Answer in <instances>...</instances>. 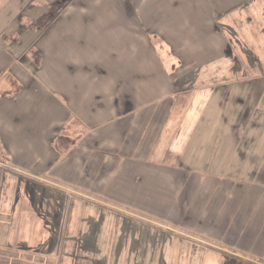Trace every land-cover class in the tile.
<instances>
[{"label":"rangeland","instance_id":"rangeland-1","mask_svg":"<svg viewBox=\"0 0 264 264\" xmlns=\"http://www.w3.org/2000/svg\"><path fill=\"white\" fill-rule=\"evenodd\" d=\"M217 1L213 0L215 6ZM89 2L49 0L47 5L46 0H0L3 8L12 3L0 15V39L8 30L10 37L4 40L10 45L20 41L23 47L17 53L20 62L42 68L49 76L46 79L41 74L40 81H34L0 46V232L12 230L16 222L15 238L20 227L22 240L31 237L24 233L33 234L32 242L38 239L39 250L59 248L73 255L79 249V258L96 256L98 264H264V189L244 177L239 184L225 172L236 167L233 155L222 161L220 168L225 171L185 165L190 170L162 167L160 174H154L152 168L160 167L165 157L186 153L199 128L205 139L202 122L213 121L223 112L211 99L209 80L206 88L183 96L176 109L171 99L169 67L180 64L184 69L185 64L177 62L179 56L169 46L175 41L173 36L183 44L202 41L200 33L192 31L195 27H190L194 23L165 20L168 12L158 10L159 0H97V7ZM30 3L46 7L45 11L50 7L51 20L58 23V16H64L58 40L52 41L54 34L41 44L46 58L43 66L35 41L31 43L33 59L21 58L29 52L30 47L24 46L34 38L33 23L47 27L46 17L41 15L30 24L22 16L21 24H30L31 36L25 39L10 29ZM230 3L233 8V0ZM173 4L174 0L163 1L160 8ZM194 4V0L181 1L177 14ZM263 9L264 4L256 0L253 12L262 14ZM135 11L144 18L145 29L157 30L163 37L150 44L154 37L145 32ZM237 12L238 20L228 17L223 32L210 41L232 42L241 91L251 83L258 94L255 104L260 105L264 103L260 91L264 62L258 63L253 51L241 47V9ZM127 15L132 18L126 21ZM74 16L79 23L73 22ZM169 26L180 27L173 32ZM134 30L145 33L147 45L155 49L150 55L156 59L132 54L129 49L137 43L128 49L114 41L134 37ZM141 62L153 70L145 75L144 85L131 89L129 70L140 73ZM156 66L168 69L161 72ZM235 66L219 61L210 67L204 64L209 70L202 72L213 77L215 86ZM197 74L195 69L192 77ZM259 108L264 115V108ZM131 110L140 113L132 117L127 113ZM214 126H207L208 132ZM254 128L264 139V125ZM199 149L189 152L188 158L203 157ZM257 150L264 152V146L252 151ZM213 152L215 158H223L221 143L215 144Z\"/></svg>","mask_w":264,"mask_h":264},{"label":"trees","instance_id":"trees-1","mask_svg":"<svg viewBox=\"0 0 264 264\" xmlns=\"http://www.w3.org/2000/svg\"><path fill=\"white\" fill-rule=\"evenodd\" d=\"M46 1L48 5L49 0H46ZM96 1L97 0H91L89 4H91L92 6L94 5V7H97ZM160 5L162 4L159 3L158 10L161 9ZM46 9H47L46 7L41 6L39 4L34 5V3H30L27 7H25L24 9L20 11L19 16H17V18L15 17L16 19L14 20V23L10 27V29L15 28V31H16L15 33L18 34L19 37L25 39L26 37L31 36V33H28V29L30 28H28L27 26H29L32 22H34L41 15L46 17V22H47L46 25H48L47 27L45 26L44 28L38 27L37 25L39 24V22L37 23V21L33 23L34 30L32 31L34 32L35 35H34V38L30 40L28 45L24 46V47H30V48L28 49L29 52H26L22 56L21 58L22 61L26 59V56H30L29 57L30 60L33 59L31 43L35 41L36 43H38L39 51L41 53L40 62H42L41 66H43V62L46 60V58H45L44 51L40 48L41 44L45 42L46 39L50 38V35L53 37L54 34H57V35H55L54 40L52 41L56 42L59 38L58 33L63 32V29L59 26L60 25L59 23H61L62 19L64 20V16L63 15L58 16L60 20L58 23L55 21V19L51 20L54 14L52 10L50 9V7H49V10L45 11ZM153 11L150 14H152ZM22 16H25L27 17V19H30L29 25L23 26L21 24L20 21L22 19ZM135 17L140 20L141 26L143 27L145 32L148 35H151L154 37L152 39L153 41L152 40L150 41V44H153V42H156L155 38L158 37L159 39H161L163 37L162 35L158 34L157 30L151 31L149 29L148 31L147 29H145L146 22L142 21V19L144 18L141 17L140 14L137 13V11H135ZM125 18L127 21L131 19L132 17L131 15H127V17L125 16ZM168 18H169L168 20L173 21L176 17L173 15H170ZM73 19H74L73 22L79 23L77 16H74ZM79 19L83 20L84 17H80ZM114 19L116 20L117 18H114ZM48 21L50 24L48 23ZM158 22L159 21H157V23ZM65 28L66 27H64V29ZM10 32H14V30H11ZM131 33H133L132 35L134 37L131 36L130 39H125V37H119V40L121 41L117 39H115L114 41L117 44L120 42L121 45H127L128 49L132 47V44L135 45L137 43V46L135 45L136 48L132 50L129 49V51L132 54L134 55L143 54L144 55L143 59L145 58H148V59L155 58L156 59L155 55H150L152 53V50L155 52V49L152 46L151 48L149 45H147L148 44L147 40L145 36L143 35L145 33L141 30H134V31H131ZM7 35H9L10 37V34H8V30H7L5 37ZM37 35H39L40 37L37 38ZM5 37L0 39L4 42L3 44L1 41L2 45L0 44V46H2L3 49L8 50L7 52L8 57H11L13 61H18L22 69L25 70L27 74H30V76L32 77L34 81L41 79L40 78L41 74L44 75L43 78L49 79L47 72H45V70H43L42 68H36L32 66L31 64L27 65L26 62H20L19 54H17L19 53V50L23 48V47H20L21 46L20 41L10 45L11 43L4 40ZM173 38L175 41L174 43H171L169 47H172L171 51L175 54V57L177 55L179 56V59H177V62H180V63L183 62V64H185L184 69H181L182 66L180 64L179 66L177 64L176 67L174 65L172 67H169V71L170 70L172 71V75L170 79L167 73V80L169 81L170 88L172 90L171 99H173L174 108L183 96L185 97L186 95L196 93L197 90L199 91L203 88H206V83L209 80V86L211 87V96H213V98L211 97V99L212 101L214 99L215 102L218 103L217 107H221L223 112L222 114H219V116L217 115L218 118L214 119L213 121L210 118L208 119V121L202 122L201 126H203L206 130L205 139H203V134L201 135L199 133V130L201 129L199 128V130L195 132L194 134L195 137L193 138V140L190 141V143L188 144L189 147H187L186 153H184L181 156H177L176 158L173 157V159L165 157L159 166L173 169V170L175 168L182 170V169H186L187 167L185 165H187L191 168H200L204 171L213 170V169H217L218 171L221 169L222 171H225L223 168H220L221 163L227 157L226 155H233L235 157L234 159H236L237 169L236 167H233V169H228V171H225V172H230L231 173L230 177L233 176L235 181H237L239 184L243 183L244 178H245L247 181H257L260 184V188L264 189V152H260L259 150L252 151L254 148H259V147L261 148V146H264V139L261 138L262 133L260 132L256 133L257 130L254 128L255 125H258L260 127V124L263 127L264 115L260 113L259 106H255V105H259V104H255L258 94L255 93L256 89H254L253 86H250L252 84L251 83L248 84L249 86L247 87V90L245 92L242 93L241 91V87L243 85L242 86L240 85L241 80L239 82L237 80L238 79L237 76L238 75L240 76L241 73H239V71L237 70L239 63L237 62V60L233 59V55H235V52L233 51V47L224 48L222 58L220 56L214 57V58H206V57L199 58L201 56L200 53L202 54V56H205L204 54L209 55L210 49L204 46L187 45V44L179 43V39L176 40V37L174 36ZM189 57L191 58V60H189ZM210 59L215 60L216 62L211 63ZM142 61H146V60H142ZM151 61L154 62L153 60ZM219 61L226 63V65L229 63H234L236 64V66L234 70L227 71L228 72L227 76H226L227 73H225L226 77L224 78V81L222 83H218L215 86H213V84L211 83V79L213 77L210 74L203 73L202 69L209 70L208 68L211 65L214 66ZM141 64H140L141 65L140 73L139 72L134 73L132 72V70H129V73L132 74L131 75L132 81L130 83L128 82L129 88L131 89L137 90L138 86L144 85L145 83L144 81L147 80V77H145V75H147L150 71L153 70V67L151 65L146 66L144 68V65L142 62ZM191 64H194L196 66L193 67V65ZM204 64H208L209 67L204 68L203 67ZM157 68L160 69L161 72L167 71L168 69L166 66L157 67ZM195 69L198 74L195 77H192V73ZM110 75L111 73L108 74L107 76H110ZM205 75L207 76V78H203ZM227 77L229 80H225ZM230 78H233V79H230ZM133 79L135 81H138V84L136 82L133 83ZM196 81L201 82L200 85L199 84L197 85ZM38 86L43 87L44 85L39 84ZM199 87L201 89H198ZM263 90H264V83L260 91L263 92ZM127 113H130V116L132 115L133 117L134 115H138L140 111L131 110V112L129 111ZM175 113L176 111L174 110L171 111L170 113L171 119L175 117L174 115ZM211 113L210 114L212 116L216 117L215 113L213 112ZM212 124H215L216 126H214L215 128L213 127L211 131L209 130L208 132V129L206 127ZM208 138H210V140H208ZM217 143H221V147H222L221 156L223 155L222 156L223 158L221 157L215 158L216 154H214L213 152V147ZM200 144H202L203 146H201ZM197 147L202 148L198 150V154L200 155L203 154L204 156L198 158L197 161L196 159L195 160L193 159L195 155L191 156V159L188 158L190 156L189 152L192 153L193 150ZM245 147L249 149V153H247L246 150L245 152H243V149H245ZM233 150H235V152H233ZM207 154H209V156ZM261 157L263 158L262 160L260 159ZM259 162L263 164L262 167L258 166ZM186 170H190V169H186Z\"/></svg>","mask_w":264,"mask_h":264},{"label":"crops","instance_id":"crops-1","mask_svg":"<svg viewBox=\"0 0 264 264\" xmlns=\"http://www.w3.org/2000/svg\"><path fill=\"white\" fill-rule=\"evenodd\" d=\"M159 1H161V4H163V1L167 0ZM181 1L186 2L188 0H174V4L170 5V8L164 7L159 10L164 12L165 15L168 12V15L165 16V20H167L169 15H173L176 17L173 21L180 20V24H183V22L189 24L191 22L194 23L190 24V27H195L194 29H192V31L199 32L200 36L198 37V39L201 40V38H203V40L198 41V43H189L187 45L204 46L210 49L209 55L204 54L205 56H202V54L200 53L201 56L199 58H214L218 56L222 58L224 48H234V45L231 41L227 43L225 40H221L217 43H214L211 42L210 39L219 36L223 32L222 30H224L226 27L224 22H226V19L228 17L232 16L235 20H238L236 19V17L239 16V12H237V9H241V47L247 49L251 53L253 51L255 53V55H253L257 58L258 63L264 62V52L260 51V49H264V26L261 25L262 23L264 24V13L257 14L256 12H253V10H256V0H241V3L238 4L235 3L236 0H233V8L229 7V5L231 4V0H220V2L217 1L216 6L213 0H194L195 4L189 7L187 11H181L179 9V13L177 14L176 10L178 9ZM189 1L193 2V0ZM258 1H261V3L264 4V0ZM11 4H8L4 8L0 7V15L9 10ZM214 10H216V12ZM18 11L19 10H17V12L13 14V16L19 14ZM174 27L176 26H173V28L170 27L172 28L173 32L175 31ZM178 27L180 26H177L176 28ZM235 30L240 33V28L235 27ZM176 40H178L177 37ZM210 61L211 63L216 62L215 60L211 59ZM259 68H261L260 65ZM261 75L264 76V74ZM262 96L264 98L263 93ZM259 107L264 108V103L260 104ZM152 168L154 169V171H156L154 174H160V170L164 169L162 167L154 166ZM148 169L150 168H147V170ZM150 176L152 177L154 175ZM131 182L133 183V181ZM147 190H149V188ZM15 226L16 222L13 223L12 230L6 229L7 232H0V264H98V258L96 256L95 259L90 260L79 258L81 256L78 255L80 252L79 249H75L77 252L73 255H70L68 253L66 254L64 252L65 249L62 250L59 248H56L54 250L46 249L45 251L39 250L38 239H35L34 237V241L32 242V236H34L33 234L27 232L24 233L23 235L31 237H28L27 241L22 240V230L20 227L17 230L18 237L15 238ZM213 249L215 250V248ZM217 255L219 256L218 253ZM108 264L113 263L110 261Z\"/></svg>","mask_w":264,"mask_h":264}]
</instances>
